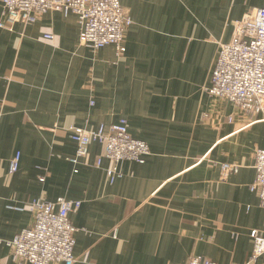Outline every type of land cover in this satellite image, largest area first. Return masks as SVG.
<instances>
[{"label":"crops","instance_id":"0c3cea01","mask_svg":"<svg viewBox=\"0 0 264 264\" xmlns=\"http://www.w3.org/2000/svg\"><path fill=\"white\" fill-rule=\"evenodd\" d=\"M120 2L133 21L121 55L80 44L75 14L49 11L0 31V238L32 225L34 201L65 198L81 202L70 214L75 264H188L193 256L246 264L251 233L264 235V207L249 189L263 115L205 88L219 44L264 0ZM2 11L0 2V20ZM121 118L149 145L143 164L121 162L112 184L110 162L97 167L103 144L77 167L69 161L77 149L70 127L94 131ZM224 164L238 172L223 179ZM0 264L31 263L15 262L1 243Z\"/></svg>","mask_w":264,"mask_h":264},{"label":"built area","instance_id":"2783aa9c","mask_svg":"<svg viewBox=\"0 0 264 264\" xmlns=\"http://www.w3.org/2000/svg\"><path fill=\"white\" fill-rule=\"evenodd\" d=\"M3 11L0 31H13L16 24L28 25L37 20L39 14L49 11L61 12L64 16L75 14L80 25V44L91 50H100L112 45L118 55L126 52L125 36L133 24L129 13L120 0H0ZM234 35L229 43H220L211 72L209 87L211 96L225 98L241 111L251 115H263L264 121V7L249 13L235 22ZM46 39H53L51 34ZM70 138L77 149L70 162L77 167L94 143L103 144V154L97 160L101 167L104 160L110 162L106 169L110 183L122 177L119 164L131 161L145 162L150 154L149 145L132 137L128 121L121 118L109 126L100 125L90 131L81 127H70ZM20 153L12 159L10 172L20 166ZM256 177L249 189L257 193L264 207V149L255 152ZM236 165H222V176L238 172ZM78 172V169L75 170ZM43 181V179H41ZM81 207L80 201L58 198L55 202L36 200L31 204L33 223L23 229L12 240L0 238L12 250L13 260L31 264H75V233L70 214ZM253 250L246 264H254L264 257V235L256 230L251 233ZM188 264H217L202 256H193Z\"/></svg>","mask_w":264,"mask_h":264}]
</instances>
